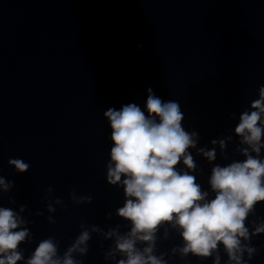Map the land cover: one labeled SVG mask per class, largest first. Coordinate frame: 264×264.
<instances>
[{
    "label": "water",
    "instance_id": "95a60500",
    "mask_svg": "<svg viewBox=\"0 0 264 264\" xmlns=\"http://www.w3.org/2000/svg\"><path fill=\"white\" fill-rule=\"evenodd\" d=\"M261 85L264 0H0V177L14 183L0 193V206L17 212L27 206L21 214L31 232V242L20 246L25 259L48 237L58 241L62 256L94 225L105 233L129 230L115 215L122 190L106 182L108 108H143L151 87L163 100L179 102L183 126L198 132L199 147L233 136L225 153L217 148L215 163L224 166L243 159L234 128ZM193 155L196 182L207 190L213 165ZM10 158L27 162L28 171L17 174ZM73 190L92 202L73 203ZM260 216L264 206L247 226L254 228ZM113 244L91 233L89 252L76 258L114 264L105 259ZM182 244L177 231L169 228L165 239L161 228L155 254L167 264H201L191 254H173ZM251 244L260 251L248 264H264V234ZM218 254L226 264L222 248Z\"/></svg>",
    "mask_w": 264,
    "mask_h": 264
},
{
    "label": "clouds",
    "instance_id": "9594fccd",
    "mask_svg": "<svg viewBox=\"0 0 264 264\" xmlns=\"http://www.w3.org/2000/svg\"><path fill=\"white\" fill-rule=\"evenodd\" d=\"M103 116L111 130L112 145L106 182L122 190L123 206L115 215L130 226L129 230L121 233L117 226L105 233L94 225L83 230L62 256L58 241L48 237L25 259L20 246L31 242V232L26 226L29 221L21 214L27 206H20L18 212L0 206V264H84L76 256L85 257L89 252L91 233L114 241L105 254L114 264H167L163 255L155 254L161 228L165 239L169 228L178 232L183 244L172 252L179 253L181 259L191 254L200 258L201 264L208 258H213V264H221L218 253L222 248L226 264H248L259 254L251 239L264 234V216L258 217L259 223L251 229L246 221L253 223L249 216L264 206V85L258 88V98L240 113L234 128L239 144L236 151L243 159L224 166L215 163L217 148L225 153L233 136L213 139L211 148L199 147L198 132L183 126L185 116L179 102L163 100L151 87L143 108L128 103L119 110L108 108ZM230 118L235 119V114ZM193 152L213 165L207 190L196 182ZM8 165L17 174L26 173L30 167L19 158H10ZM13 187L12 181L0 177V193H8ZM69 197L73 203L92 202L91 196L77 197L75 190ZM62 203L61 199L55 201ZM47 211H55L52 203ZM48 220L55 223L51 217Z\"/></svg>",
    "mask_w": 264,
    "mask_h": 264
}]
</instances>
